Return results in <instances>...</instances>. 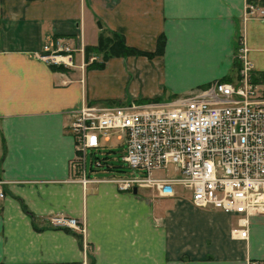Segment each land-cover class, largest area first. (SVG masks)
Listing matches in <instances>:
<instances>
[{
    "label": "crops",
    "instance_id": "0c3cea01",
    "mask_svg": "<svg viewBox=\"0 0 264 264\" xmlns=\"http://www.w3.org/2000/svg\"><path fill=\"white\" fill-rule=\"evenodd\" d=\"M246 1L264 7V0H0V264H264V214L249 217L246 239H234V215L195 209L176 188L178 195L161 197L83 184L70 127L84 103L184 96L236 79L244 61L264 96V16H246ZM110 32L151 56H110L101 69L84 68V47ZM55 38L83 47L73 65L55 69L41 58ZM94 169L85 158V176L103 178ZM190 213L205 218L210 233L190 232ZM52 214L76 217L84 230L53 227Z\"/></svg>",
    "mask_w": 264,
    "mask_h": 264
},
{
    "label": "built area",
    "instance_id": "2783aa9c",
    "mask_svg": "<svg viewBox=\"0 0 264 264\" xmlns=\"http://www.w3.org/2000/svg\"><path fill=\"white\" fill-rule=\"evenodd\" d=\"M244 12L264 16V7L246 1ZM42 49L41 58L57 66L73 65L75 52H83L82 46L59 38ZM94 58L90 56L88 62ZM70 127L73 162L80 166L83 184L104 181L121 190L149 188L161 197L174 196L179 185L188 190L194 206L234 215L236 224L230 228L234 239H246L249 217L264 214V96L247 61L236 79H216L184 96L117 105L84 103L74 110ZM109 133L123 145L121 160L129 171L89 179L84 174L87 151L103 150ZM92 165L105 168L99 159ZM48 222L84 230L72 216L52 214Z\"/></svg>",
    "mask_w": 264,
    "mask_h": 264
},
{
    "label": "rangeland",
    "instance_id": "374dc122",
    "mask_svg": "<svg viewBox=\"0 0 264 264\" xmlns=\"http://www.w3.org/2000/svg\"><path fill=\"white\" fill-rule=\"evenodd\" d=\"M76 52H78V51H76ZM91 54H92L91 56L95 55V53H91ZM99 55H101V54L96 55L95 58L91 62H93V61L96 62L95 59L101 60V57ZM91 62H88L87 60L85 61V59H84L82 66L85 68ZM111 90L114 91V88L111 87ZM158 99L159 100H167L164 97L158 98ZM136 100H138V99H136ZM139 100H143V99H139ZM93 102L98 104V105H117V104H119V102H116L113 100L102 101V99H99V100H96ZM115 137L116 136L114 134L109 133L108 140H107V142H105L106 145L103 147V150L94 151L92 153L89 152V150L87 151V155H86L87 170L89 169V165H91V163H93L96 159H99L100 161H102V163L104 165L103 167H105V168H101V169H107L106 166L110 167L109 170H105V171H101L98 168L94 169L95 172L92 173L94 176H102L103 178H105V177H109V176H117V175L121 174L122 172L126 173L129 171V169L126 167V164L121 160V155L123 152V145L122 144L120 145V142H118L115 139ZM100 140H101V138H100ZM166 170H168V171L171 170L170 164L167 165ZM164 173H165V171L160 172V174H162V175ZM175 188L178 192L181 191V193H180L181 198L184 200L187 199L186 201L189 202L188 204H190L191 207H193L195 209H202V210H208V211L209 210H212V211L218 210V209L213 208L211 206H207L204 208L194 206L190 200V193L188 192V190L184 189L183 187H181L179 185H176ZM148 189L149 188H137L136 192L143 194V195H147L150 192L149 190H152V189H149V190ZM178 194L179 193H176L175 195H178ZM160 201H164V199H162ZM218 211H220V210H218ZM181 214L187 215L186 212L185 213L183 212ZM191 215H194V214L190 213V218L186 219L187 220L186 225L189 227L190 232L199 233L201 231L202 232L204 231L205 233H210V231L212 230V226L210 224H206L205 218H201V219H198L199 217H196V218L192 217L191 218ZM211 218L213 221H215L214 224H216L217 226H220L218 219H216L214 217H211ZM234 219L235 218H233V216H232V219H231L232 224L231 225H235ZM224 225H225V222H222L221 226L224 227Z\"/></svg>",
    "mask_w": 264,
    "mask_h": 264
},
{
    "label": "trees",
    "instance_id": "16d2710c",
    "mask_svg": "<svg viewBox=\"0 0 264 264\" xmlns=\"http://www.w3.org/2000/svg\"><path fill=\"white\" fill-rule=\"evenodd\" d=\"M164 44V38L160 35L157 39L156 52H160ZM91 53L101 54V60L96 62H91L88 67H95L101 69L104 65V62L110 56H124V55H145L151 56V52L143 51L134 47L127 46L123 40L121 34L110 32V34H101L95 45H86L84 47V59L88 61ZM236 67V65H235ZM55 69H63L61 66L55 67ZM222 80H229V78H224ZM151 100V99H143ZM157 100V99H152Z\"/></svg>",
    "mask_w": 264,
    "mask_h": 264
},
{
    "label": "water",
    "instance_id": "95a60500",
    "mask_svg": "<svg viewBox=\"0 0 264 264\" xmlns=\"http://www.w3.org/2000/svg\"><path fill=\"white\" fill-rule=\"evenodd\" d=\"M98 25H99V23H98ZM136 190H137V188H136V187H134V188H133V193H135V192H136Z\"/></svg>",
    "mask_w": 264,
    "mask_h": 264
}]
</instances>
